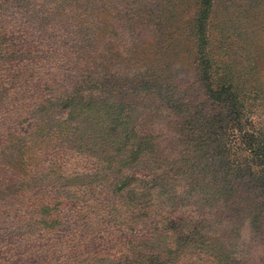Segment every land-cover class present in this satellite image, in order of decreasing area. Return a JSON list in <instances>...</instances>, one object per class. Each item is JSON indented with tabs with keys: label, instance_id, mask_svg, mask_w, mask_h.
<instances>
[{
	"label": "rangeland",
	"instance_id": "374dc122",
	"mask_svg": "<svg viewBox=\"0 0 264 264\" xmlns=\"http://www.w3.org/2000/svg\"><path fill=\"white\" fill-rule=\"evenodd\" d=\"M1 1L12 31L59 58L50 62V75L35 81L14 75L13 67L0 72V264H66L75 242L60 249L63 226L80 229L81 242L90 233L104 240L107 227L116 226L113 220L98 229L89 214L103 224L100 211L119 195L102 181L135 169L100 164L98 127L71 115L63 101L76 90L88 97L89 76L98 74L118 107L116 118L133 120L138 111L129 132L153 136L167 165L189 146L185 168L195 172L174 182L172 207L208 230L207 251L221 258L202 252L203 262L264 264V177L257 181L263 192L241 186L255 189L247 167L264 168V0H145L135 17L133 0H101V26L95 11L66 12L65 0ZM45 5H55L59 18L38 15ZM82 47L89 50L77 61L81 70H68L61 55L80 58ZM216 178L228 191L210 190ZM134 188L144 191L142 183ZM234 188L248 200L229 199ZM207 193L218 198L211 202ZM138 231L121 236L135 241ZM49 241L54 247L45 246Z\"/></svg>",
	"mask_w": 264,
	"mask_h": 264
},
{
	"label": "trees",
	"instance_id": "16d2710c",
	"mask_svg": "<svg viewBox=\"0 0 264 264\" xmlns=\"http://www.w3.org/2000/svg\"><path fill=\"white\" fill-rule=\"evenodd\" d=\"M144 1L133 0L134 6L138 7L130 10L131 17H135L140 13L141 5ZM100 2L101 0H65L63 6L66 12L73 9V11L77 10L76 12L84 10L95 11L98 15L96 17L98 19L96 24L101 26L102 14L98 13L99 8L102 7ZM56 9L55 5H45L37 13L46 20L51 18L56 19L59 18ZM117 9H123V7H113L112 12L114 13L112 14H117ZM10 26L8 9L4 8L3 2L0 0V72L6 70L7 67H13L14 75L30 81L50 75L55 70L54 68H49L51 66L50 62L59 58L57 54L51 51L40 50V46L37 47V44L26 40L27 38L22 34L23 32H20L18 29L12 31ZM111 27L113 28V25ZM98 37L100 38V34ZM18 42L22 43L21 47L17 45ZM82 49L80 58L69 52L61 55L67 61L68 70L72 68L78 71L81 70V64L77 61L84 60L82 56L89 50L87 47H82ZM38 62L44 63L46 69L39 67ZM93 62L99 63L96 60H93ZM93 74L95 75L96 73ZM96 76L97 78L89 76L91 77V82L94 84H92V91L88 97L78 96L79 92L76 90L63 100L64 105L69 109L71 115L80 116V114H83L86 120L90 119V125L94 129L98 127L97 130L100 131L101 137H97V140L100 142L96 144H98L101 150L102 160L100 164L106 165L111 170L122 171L124 168L135 170L125 176L118 175L119 177L115 181L105 177L101 183L104 190L110 189L115 191L116 195H119L118 201H115L109 207L105 203L103 209L100 211L99 216H104V219H102L103 224L93 212L89 214V217H92V226L98 229L110 226L113 223L112 221L115 220L116 226L107 227L110 228V231L107 232L108 235L104 240L97 241L98 236H93L90 231L84 230V232L90 233V239L83 242L81 240L78 241V238L83 236V234L80 235L82 231L72 222H69L67 230L63 226L60 249H65L66 245L75 242L72 248L73 255L66 258L65 263L183 264L181 260L189 257L196 259L198 264H221V261L218 259H212L209 262L206 261V263L203 262L204 257L200 258L202 252L207 253L211 258H221L219 251L215 254H210L207 251L209 246H212L208 230L204 226L199 230L195 226L196 220L191 217V214L188 212H176L172 207V203L175 200V196L173 198V195H175L173 192L175 189L174 182L177 179H183L190 172H195L192 169H190V172H186L185 168L189 146L181 151L180 159L173 160L170 162V165H167V159L164 162L162 157L159 158V155L162 153L161 148L154 144L153 136L144 134L142 131L135 133V135L129 132L128 128L131 127V124L136 123L139 118L138 111L135 110L134 115H131L133 116V120L131 117L125 118L124 121L117 119L116 113L118 112V107L112 99L107 98L105 80L100 79V74ZM123 124L126 126L125 130H122ZM117 132L119 133V138H117ZM128 135H131V137H128ZM128 141L133 142L131 146L128 144ZM124 153L126 154L123 156ZM196 159L197 162L192 165L198 167L199 158ZM160 169H164L165 171L159 173ZM238 169L242 170L239 167ZM206 170L208 169L201 168V171ZM247 171L251 175V181L254 182L256 190L250 189L242 183L241 186L244 187V192H263V187L259 186L257 181L264 177V168L250 170L247 167ZM190 176H193L192 181L198 187V180L195 178V174ZM215 181L217 185L210 190L218 192L228 191L225 190L224 185H222L219 179L216 178ZM139 183L140 185L142 183L144 187L143 192H137L134 188ZM244 192H240L237 188H234L232 192H229L228 198L246 199L242 196ZM206 196L210 197L209 201L211 202H214L218 198L212 197L211 193H207ZM222 196L223 194L220 197ZM197 204L200 203L197 202ZM57 217L60 218L59 216ZM204 223H211V220ZM54 229L56 230V228L52 227L51 231H55ZM132 231H138L135 241L127 240L124 236H121L124 232ZM46 236L50 237L49 234ZM13 238L17 237H12L11 239ZM45 246L54 247L50 241ZM7 247H9V244H7ZM211 250L213 251V249ZM3 257L1 255L0 260ZM241 261L242 258L237 260L238 264H241Z\"/></svg>",
	"mask_w": 264,
	"mask_h": 264
}]
</instances>
